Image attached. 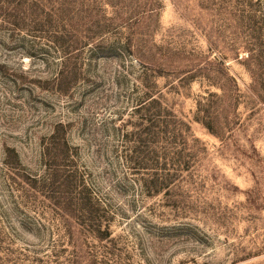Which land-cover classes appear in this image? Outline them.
Wrapping results in <instances>:
<instances>
[{"label":"rangeland","instance_id":"obj_1","mask_svg":"<svg viewBox=\"0 0 264 264\" xmlns=\"http://www.w3.org/2000/svg\"><path fill=\"white\" fill-rule=\"evenodd\" d=\"M0 264H264V0H0Z\"/></svg>","mask_w":264,"mask_h":264},{"label":"trees","instance_id":"obj_2","mask_svg":"<svg viewBox=\"0 0 264 264\" xmlns=\"http://www.w3.org/2000/svg\"><path fill=\"white\" fill-rule=\"evenodd\" d=\"M157 104H158L157 99L155 97H153V95L146 93L145 97L141 101H139L138 106L135 108V111H137V112L143 111L144 112V115H143L144 120L149 121L150 124L151 123L153 124V122L155 123V116L154 115H155V112L157 111V106H156ZM153 111H155V112L153 113ZM162 112H167V111L164 110ZM164 119H166V118H164ZM167 119H169V118H167ZM163 121L167 122L168 120H163ZM205 127L208 130H210L211 132H213L211 125H209L208 123H205ZM146 129L148 131H150L151 126L150 127L147 126ZM83 190H84V192H87L86 190H88V189H87V187L83 186ZM90 202H91V198L80 197V206L82 209L90 210L88 207ZM99 202L101 203V200H99V198H98L97 199L98 205L100 204ZM95 205H96V203H95ZM99 208L100 207H96V208H94V210L95 211L103 210V208H100V209ZM100 228H101V224H98L97 225L98 233H101V234L103 233L102 235H106L108 237L109 236V230H108L109 226H104L103 230H101Z\"/></svg>","mask_w":264,"mask_h":264}]
</instances>
